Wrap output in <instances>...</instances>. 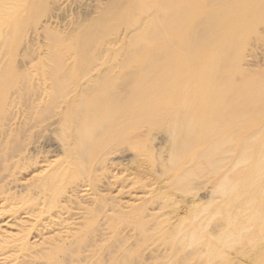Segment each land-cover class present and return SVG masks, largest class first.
Segmentation results:
<instances>
[{
    "label": "bare ground",
    "instance_id": "6f19581e",
    "mask_svg": "<svg viewBox=\"0 0 264 264\" xmlns=\"http://www.w3.org/2000/svg\"><path fill=\"white\" fill-rule=\"evenodd\" d=\"M75 7L82 19L62 26ZM0 11V264H105L97 246L71 259L73 247L99 223L145 230L166 195L188 218L189 200L215 204L212 218L225 202L238 244L263 258L248 232L264 227V0H0ZM140 174L149 195L123 202L145 187ZM77 195L88 202L72 232L62 216Z\"/></svg>",
    "mask_w": 264,
    "mask_h": 264
},
{
    "label": "rangeland",
    "instance_id": "374dc122",
    "mask_svg": "<svg viewBox=\"0 0 264 264\" xmlns=\"http://www.w3.org/2000/svg\"><path fill=\"white\" fill-rule=\"evenodd\" d=\"M1 14L2 11H0V15ZM81 19L82 12L80 9L76 7L70 8L65 14L62 26ZM257 57V61L260 60V65H264V52L260 51L259 54H257ZM53 159L56 158H50V160ZM127 173L136 175L137 172L133 169H129ZM141 177L142 175L140 174L141 182L146 184L145 187L143 189L135 188L130 191V193L124 195L121 198L123 202L133 203L137 198H140L141 201L149 195L154 182L151 179H148V177ZM27 178L28 177H26V179ZM127 185L131 187L130 183ZM112 194L114 195L115 193ZM181 199L179 197H171L170 195L164 196L159 201V205L150 211L151 214L153 213L152 215H154V219L152 220L153 224L151 225L150 223L148 228L140 232L129 231L122 228L115 231L114 229L116 227L113 229H107L104 226L101 227L102 224L99 223V226L96 229L86 235L87 240L83 244H80L79 248H75V246L73 247L74 249L71 259L78 255V250L81 251V255H86L97 246L102 250L101 256L104 258L103 261L105 264H264V256L263 258L256 257V250L251 248L250 244H238L245 236V232H240L238 228L233 229V227L227 226L226 204L224 202L226 199L221 197V201L224 202L220 204L222 213L213 218L211 217V214H213L211 208L214 206L216 207V205H206L208 203L207 198L189 200L187 204H185L193 213H195L194 215L197 214L195 218H193L194 215H190L191 217L188 218L185 211L182 209L180 210L179 202ZM72 200L73 201L70 203L71 209L69 220L66 219V215L62 216V219L70 223V230L74 232L77 225H73V222L77 223V221L80 222L81 220L78 208L80 205H85L88 201L78 195ZM176 209H178L177 212L173 213ZM262 212H264V204L262 207L255 209L256 215H260ZM169 217L172 218L169 221L170 232L166 235V220ZM183 218H185V221L187 222L179 224L177 222L178 219ZM238 220H233L232 223L236 224ZM160 228L162 232H165L164 234L159 231ZM61 232L62 231L59 230H48L44 237H58ZM179 233H189V236L179 242L177 236ZM98 234H100L99 237H97ZM248 236L254 243L264 244V227L263 231L259 234L252 232L250 229ZM90 237L92 239H90ZM206 237L207 239L209 238V240H215L216 238L221 237L224 238L223 242H227V244L224 243L225 246L218 249L215 245L206 242ZM99 238H103V241ZM32 240L37 241V238L33 235L31 241ZM37 243H39V241ZM85 246L88 248H85ZM259 251L262 252L264 249H260ZM19 263L24 264L22 261H19L18 264Z\"/></svg>",
    "mask_w": 264,
    "mask_h": 264
}]
</instances>
